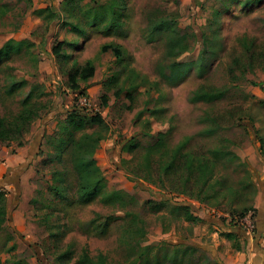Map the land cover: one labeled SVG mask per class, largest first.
I'll return each instance as SVG.
<instances>
[{
  "label": "rangeland",
  "instance_id": "374dc122",
  "mask_svg": "<svg viewBox=\"0 0 264 264\" xmlns=\"http://www.w3.org/2000/svg\"><path fill=\"white\" fill-rule=\"evenodd\" d=\"M242 39L264 44V0H0V117L48 106L21 146L1 145L22 161L0 160V264H218L264 163V68L230 71ZM89 61L93 77L71 89L68 72ZM201 86L219 92L196 97ZM233 105L246 111L236 127L204 120ZM153 146L206 155L210 203L133 179ZM83 166L88 184L98 169L88 194Z\"/></svg>",
  "mask_w": 264,
  "mask_h": 264
},
{
  "label": "trees",
  "instance_id": "16d2710c",
  "mask_svg": "<svg viewBox=\"0 0 264 264\" xmlns=\"http://www.w3.org/2000/svg\"><path fill=\"white\" fill-rule=\"evenodd\" d=\"M112 49L117 58H120L121 51L118 47H103V51ZM7 51H0L3 55ZM233 66L230 69L232 73L240 72L246 74L258 68H264V44L258 45L250 39L241 40V49L235 48L232 53ZM95 67L92 61H89L85 67L80 70L69 71V81L71 89H78V78L86 81L93 77ZM217 91L211 87L201 86L196 91V97H210L217 94ZM212 94V95H211ZM48 111V106L39 102L26 101L18 114L10 117H0V145L15 142L21 146L24 140L31 132L33 124L41 119ZM246 116L245 108L242 105H233L229 109L217 113H206L204 120L212 128L232 129L236 127L240 120ZM93 123H102L100 117L92 119ZM90 136H85L90 139ZM227 142V141H226ZM242 142H235V146H241ZM149 158L147 170L142 166H136L130 174L133 179L144 180L146 182L166 183L167 186L178 195H185L195 198L203 203H210L209 199L203 196L205 180L207 174L211 173L209 160L206 155L194 152H183L182 146L173 149H164L162 146H153L146 149ZM236 157L235 155H233ZM93 164V163H91ZM90 166V165H89ZM79 177L83 183L82 191L88 194L89 190L96 189L99 184L98 169L94 184H88V166L77 167ZM213 191H216L215 185H210ZM92 188V189H91ZM7 198L0 191V226L6 218ZM251 212V211H250ZM248 214V213H247ZM243 214L241 217L247 216ZM187 220H196L193 215L186 213ZM231 237V234H227ZM103 261V263H102ZM83 264H97L88 254H85L81 261ZM100 264H104V258L100 256Z\"/></svg>",
  "mask_w": 264,
  "mask_h": 264
},
{
  "label": "crops",
  "instance_id": "0c3cea01",
  "mask_svg": "<svg viewBox=\"0 0 264 264\" xmlns=\"http://www.w3.org/2000/svg\"><path fill=\"white\" fill-rule=\"evenodd\" d=\"M3 150L4 148L0 145V160L5 161L7 168H15V165L22 161L16 159L12 151L3 153ZM253 164L258 167L255 170L257 174L254 182L259 191V201L255 209L250 212L254 229H228L226 232L231 234V237L224 236L221 241L217 240L215 245L218 264H264V163L256 161ZM13 179L15 181V177H10L9 184L13 183ZM4 189L8 190L9 195H13L7 184ZM212 236L215 237L218 234L214 233ZM220 246L223 248L220 249Z\"/></svg>",
  "mask_w": 264,
  "mask_h": 264
},
{
  "label": "built area",
  "instance_id": "2783aa9c",
  "mask_svg": "<svg viewBox=\"0 0 264 264\" xmlns=\"http://www.w3.org/2000/svg\"><path fill=\"white\" fill-rule=\"evenodd\" d=\"M250 217L251 216L249 214L247 217H245V219L243 221L245 222L244 224H246L245 228L249 229V230H252V229H254V223H253L252 220H250Z\"/></svg>",
  "mask_w": 264,
  "mask_h": 264
}]
</instances>
